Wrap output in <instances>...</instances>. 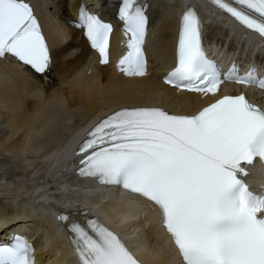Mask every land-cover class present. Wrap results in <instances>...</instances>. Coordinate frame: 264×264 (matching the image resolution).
I'll return each instance as SVG.
<instances>
[{
  "label": "snow or ice",
  "instance_id": "snow-or-ice-1",
  "mask_svg": "<svg viewBox=\"0 0 264 264\" xmlns=\"http://www.w3.org/2000/svg\"><path fill=\"white\" fill-rule=\"evenodd\" d=\"M239 24L264 37V0H212ZM148 5L121 0L127 51L118 67L147 74ZM79 27L101 64L110 61L113 25L79 10ZM46 73L52 57L26 0H0V58ZM224 80L258 85L255 67L221 73L202 46V22L189 8L180 19L175 67L165 82L177 89L217 96ZM77 173L122 187L154 209L182 264H264V194L240 177L256 159L264 162V107L244 93L220 95L195 114L161 107L122 108L96 123L78 145ZM86 211V210H85ZM59 219L68 221L61 213ZM67 225L80 264H142L120 236L98 218ZM0 264H36L34 246L20 234L0 242Z\"/></svg>",
  "mask_w": 264,
  "mask_h": 264
},
{
  "label": "bare ground",
  "instance_id": "bare-ground-1",
  "mask_svg": "<svg viewBox=\"0 0 264 264\" xmlns=\"http://www.w3.org/2000/svg\"><path fill=\"white\" fill-rule=\"evenodd\" d=\"M31 1L45 30L52 62L46 73L39 74L18 65L10 58L0 59V155L8 153L6 157L17 159V163L30 160L26 164H32L36 158V165L27 174L32 175L35 168L43 171L42 178L33 188L28 186L25 190L29 199L21 203V207L18 206L19 201H17V198L22 196L19 186L10 187L9 183L2 187L0 181V192H3L0 194V233H8V224L14 225L17 213L11 208H21L25 214L20 218H26L27 215L34 221L43 218L41 210L47 216H51L49 205L40 201H46L52 193L58 198V203H74L82 199L83 203L97 202L96 204L101 206V203L105 202L109 210L114 211V224L127 229V235L130 237L135 236L138 240L153 245L152 252L140 255L143 260L151 264H173L170 261L171 245L164 231L155 223L154 217L149 223L148 230H143L134 224L138 216L134 210L140 208L125 195L127 193L114 187H96L91 181L73 182L74 177L56 181L57 176H53L51 181L58 182L59 185L49 188L51 184L49 179L45 180V176L48 177L60 169L61 165L57 163L64 155L60 157L59 152L65 150L66 144L71 140H77L82 131L97 117L105 116L111 110L122 106L156 105L170 113L193 114L216 97L212 94L177 91L161 82L164 68L168 63L174 62L176 14L180 0H176L174 4H167L166 0H155L150 29L151 32L155 31V41L154 46L147 47V74L143 77L128 76L120 71L118 59L127 51V47L126 39L118 32L112 36L109 63L98 64L96 53L89 49L80 32L67 24V18H73L79 0ZM85 3L91 5L92 0H86ZM109 17H112V13ZM218 23L214 22L209 28L208 37L220 44L226 36L222 25L232 24L223 20ZM234 47L235 43L231 41L230 49ZM71 110H81L83 113L75 124L68 127L67 123L58 119L57 114L62 112L68 120L73 117ZM53 128L55 133H52L51 140L45 146H39L38 142ZM58 128L64 131V137L63 133L57 131ZM27 178L16 181L23 183ZM0 179L5 184L1 177ZM73 186L81 189L74 191ZM70 190L73 192H64ZM101 190L105 191L101 193ZM86 191L88 196L82 195ZM92 193L99 196L89 199ZM104 193H108L106 197L103 196ZM33 202L38 210L34 211L30 208L33 206L30 203ZM17 211L19 212L20 209ZM144 218L147 220L146 217ZM55 224L57 222L50 217L43 222L46 230L40 226L50 235V241L46 245L43 244V247L36 241L40 261L44 258L50 264H74L68 260V253L64 249L59 233L60 228Z\"/></svg>",
  "mask_w": 264,
  "mask_h": 264
},
{
  "label": "rangeland",
  "instance_id": "rangeland-1",
  "mask_svg": "<svg viewBox=\"0 0 264 264\" xmlns=\"http://www.w3.org/2000/svg\"><path fill=\"white\" fill-rule=\"evenodd\" d=\"M166 2H167V4H174L176 2V0H166ZM70 112L73 114V117L71 119H68V120H66V117L64 116V114L62 112H58V114H57L58 119H61L63 121V123L64 122L67 123L68 127H71V125L75 124L77 122L78 117L80 116V114L82 115V113H83V111L81 112V110H71ZM54 122L55 121H53V123ZM34 127H36V126H34ZM31 130L33 132L34 128L31 129ZM57 131H60L61 134L63 133V137L65 136L64 131H62L60 128H58ZM46 133L47 134L45 136H43L42 139L38 142V145L39 146H45L49 142V140H51L52 135L55 133L54 132V128H53V130H50V132H46ZM2 153H4V152H2ZM7 155H9V154L7 153ZM7 155L6 154L5 155H0V172H1L0 173V177L3 179V181L5 182V184L2 183V180L1 179H0V181H1L2 187H3V185L4 186H7V184H9V183H10L9 184L10 187L17 186V185L19 186V190H21L20 193L22 194V196H19L17 198L18 199L17 201H19L18 206L21 207V205L23 204V202H25V201H27L29 199L28 198L29 195H27L28 193H25V190L28 188V186L31 187V188H33V186L42 178V171L43 170L40 169V168H35L33 174L31 175V173H29V175H28L27 173L30 172L29 170L32 169V168H34V166L36 165V161H35L36 158L32 161V164H26L30 160H28V161L25 160V162H22V163L19 162L20 163L19 164V163H17V161H18L17 159H14L13 157H11V158L10 157H6ZM25 155H27V154H25ZM29 155H31V154H29ZM22 158H23V156H22ZM9 160H11V161L8 162ZM24 167H26V169ZM33 177H35V178H33ZM11 178H13V179H11ZM26 178H27V180L24 181L23 183H18L21 179H24L25 180ZM30 179H32V180H30ZM73 187H75V186H73ZM80 189L81 188L78 189L76 187L75 191L76 190L79 191ZM2 190H3V188H2ZM4 192H6V191H4ZM2 193L3 192H0V194H2ZM55 194H57V193H55ZM49 195H50V197H54L52 199H56V200L58 199V198H55V195L53 193L52 194H49ZM8 197H10V196H8ZM24 198L25 199L27 198V199L25 200ZM30 204H33V206H35V202L30 203ZM17 208H19V207H17ZM33 209L35 210V208H33Z\"/></svg>",
  "mask_w": 264,
  "mask_h": 264
}]
</instances>
